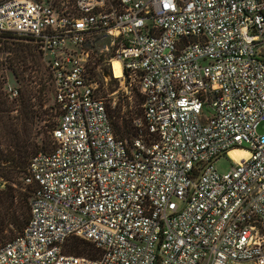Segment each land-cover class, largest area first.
<instances>
[{
  "label": "built area",
  "instance_id": "obj_1",
  "mask_svg": "<svg viewBox=\"0 0 264 264\" xmlns=\"http://www.w3.org/2000/svg\"><path fill=\"white\" fill-rule=\"evenodd\" d=\"M10 35L42 55L59 113L21 174L30 217L0 241V264H264V0H0V91L13 100L28 79L12 70L6 85ZM103 38L113 54L92 67ZM102 82L143 97L130 141ZM72 237L97 256L65 252Z\"/></svg>",
  "mask_w": 264,
  "mask_h": 264
},
{
  "label": "trees",
  "instance_id": "obj_2",
  "mask_svg": "<svg viewBox=\"0 0 264 264\" xmlns=\"http://www.w3.org/2000/svg\"><path fill=\"white\" fill-rule=\"evenodd\" d=\"M10 36L22 38L17 35ZM26 48L27 51L31 50L30 47L26 46ZM6 64L7 68L9 65L12 67L11 71L13 70L16 76L20 75L21 72L18 67L12 65L11 62ZM21 71L24 70L22 69ZM20 79L22 81V88L17 99H8V97L0 91V176L6 181L11 180L13 176H16L18 173L19 175L22 174V172L25 171L30 156L41 151L34 143L32 144L30 138L32 137L33 119L37 116L35 111H41L45 103L41 97V93L45 90V83L40 79V87L37 89L36 93L32 87L28 86L30 81L26 82L23 76H21ZM132 90H134V88H131V91ZM138 95L140 96L139 100L143 116V97L139 91ZM35 105H38V109H34ZM106 108L114 134L118 138L130 141L138 134L139 128L133 122L134 119L137 118L134 117L135 110L128 102H118L115 103V105L108 104ZM11 111H17L18 113L13 115ZM56 112V115H58L59 111ZM142 116L140 118H142ZM53 126L54 124L50 125L49 131H51ZM47 131L48 129L44 131V134H46ZM146 133V126H144L142 128V134L145 135ZM41 149L45 150L44 142L41 145ZM7 188L11 189L7 191ZM14 190L12 186L7 184L6 188L0 191V241L11 239L21 233L30 217L29 202L32 196L31 187H25L17 192H14ZM16 198L17 201H15ZM16 202H18V207L21 205L23 207L27 205L28 207V217L23 219V221L19 219V213L16 212ZM6 224L18 230V232L10 238H6V235L3 234L5 230L3 225L5 226ZM65 252L93 257L98 254V251L89 241L78 237H72L67 240Z\"/></svg>",
  "mask_w": 264,
  "mask_h": 264
},
{
  "label": "rangeland",
  "instance_id": "obj_3",
  "mask_svg": "<svg viewBox=\"0 0 264 264\" xmlns=\"http://www.w3.org/2000/svg\"><path fill=\"white\" fill-rule=\"evenodd\" d=\"M108 40H105L104 38L94 43V52L92 54V67H105V64L107 62V59L113 54L112 50H106L105 45L108 43ZM4 49L2 56L3 58H6L7 63L11 62L12 65L15 67H18L19 70L23 69L25 71V75L28 79L26 82H29L28 86L32 87L34 91L37 93V89H39L40 84H38L41 81L45 83V90L41 93L42 99L45 101L42 110L35 111L36 115L34 117V122L32 124V137L30 138V141H32V144L39 149H41V145L44 142L45 150L49 149L52 145V139L50 136V125L55 124L57 115H56V105L53 102L52 95H51V86L49 81V76L46 69V63L43 59L42 55L37 51L35 45L30 42L29 40H26L24 38H17V37H6L4 39ZM27 47H30L31 50L27 51ZM23 49V50H20ZM8 73L7 75V81L6 85H17L16 77L11 71L12 67L9 65ZM2 71L5 72V69L3 68ZM134 90L131 91V93H126L124 89L119 88V85L114 82H102L100 84V90L99 94L103 97L106 105H115V103L118 102H128L132 108L135 110L134 117H141V103H140V96L138 95V90L136 87V84L133 82ZM127 90H130V88H127ZM3 94V93H2ZM4 95V94H3ZM9 99V98H8ZM47 99V100H46ZM34 109H38V105L34 106ZM17 111H11V114L16 115ZM46 134H44V131ZM259 132H264V123L260 124L258 127ZM216 168L220 172H225L229 170V168L232 165V161L230 158L226 155L223 157L218 158L215 161ZM21 175V174H20ZM20 175L19 173L11 180H7V184L11 186L9 183H15L16 186L13 188L15 189L14 192L21 191L22 184L20 181ZM11 189V188H10ZM7 188V191L10 190ZM17 201V198L16 200ZM18 202H16V212L19 213V219L23 221V219L28 217V207H23L22 205L18 207ZM22 217V218H21ZM4 235H6V238H10L14 236L18 230L15 227H12L11 225L6 224L3 225Z\"/></svg>",
  "mask_w": 264,
  "mask_h": 264
},
{
  "label": "bare ground",
  "instance_id": "obj_4",
  "mask_svg": "<svg viewBox=\"0 0 264 264\" xmlns=\"http://www.w3.org/2000/svg\"><path fill=\"white\" fill-rule=\"evenodd\" d=\"M112 69H113L114 75H116L118 77L121 75V71H120L119 64H118L117 60L112 61ZM229 155L237 158L238 156L245 155V152L243 150H240V149H233L229 152Z\"/></svg>",
  "mask_w": 264,
  "mask_h": 264
},
{
  "label": "water",
  "instance_id": "obj_5",
  "mask_svg": "<svg viewBox=\"0 0 264 264\" xmlns=\"http://www.w3.org/2000/svg\"><path fill=\"white\" fill-rule=\"evenodd\" d=\"M105 75H107V73H106V71H105V73H104Z\"/></svg>",
  "mask_w": 264,
  "mask_h": 264
}]
</instances>
